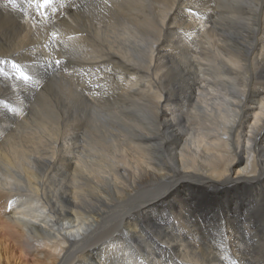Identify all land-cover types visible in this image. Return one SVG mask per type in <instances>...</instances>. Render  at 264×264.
Listing matches in <instances>:
<instances>
[{
	"label": "bare ground",
	"instance_id": "obj_1",
	"mask_svg": "<svg viewBox=\"0 0 264 264\" xmlns=\"http://www.w3.org/2000/svg\"><path fill=\"white\" fill-rule=\"evenodd\" d=\"M33 1L0 0V264H264V0Z\"/></svg>",
	"mask_w": 264,
	"mask_h": 264
},
{
	"label": "rangeland",
	"instance_id": "obj_2",
	"mask_svg": "<svg viewBox=\"0 0 264 264\" xmlns=\"http://www.w3.org/2000/svg\"><path fill=\"white\" fill-rule=\"evenodd\" d=\"M33 2L35 3V0H34ZM40 12H42V11H40ZM43 17H46V19L48 20V18H47V16H46V15H45V16H43ZM57 44H59V43H57ZM47 45H49V47H48V48H50V47H51L50 43H49V44L47 43ZM59 45H60V44H59ZM58 47H59V46H58ZM48 53H49V51H48ZM38 71L40 72V70H38ZM58 71H59V70H55V71H53V72H52V73H51L49 76L51 77V75H52V74H57V73H58ZM59 73H60L61 75H65V74H64L62 71H60ZM42 76H43V75H42Z\"/></svg>",
	"mask_w": 264,
	"mask_h": 264
}]
</instances>
